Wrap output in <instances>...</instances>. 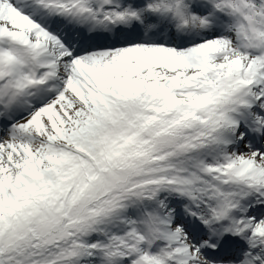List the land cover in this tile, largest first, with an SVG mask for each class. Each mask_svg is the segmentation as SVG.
<instances>
[{"label": "snow or ice", "instance_id": "obj_1", "mask_svg": "<svg viewBox=\"0 0 264 264\" xmlns=\"http://www.w3.org/2000/svg\"><path fill=\"white\" fill-rule=\"evenodd\" d=\"M0 264H264V0H0Z\"/></svg>", "mask_w": 264, "mask_h": 264}]
</instances>
